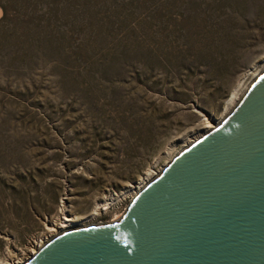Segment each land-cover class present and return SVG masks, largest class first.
Instances as JSON below:
<instances>
[{"label":"rangeland","instance_id":"1","mask_svg":"<svg viewBox=\"0 0 264 264\" xmlns=\"http://www.w3.org/2000/svg\"><path fill=\"white\" fill-rule=\"evenodd\" d=\"M262 65L264 0H0V264L64 208L112 222Z\"/></svg>","mask_w":264,"mask_h":264},{"label":"water","instance_id":"2","mask_svg":"<svg viewBox=\"0 0 264 264\" xmlns=\"http://www.w3.org/2000/svg\"><path fill=\"white\" fill-rule=\"evenodd\" d=\"M24 264H264V70L121 218L64 231Z\"/></svg>","mask_w":264,"mask_h":264},{"label":"bare ground","instance_id":"3","mask_svg":"<svg viewBox=\"0 0 264 264\" xmlns=\"http://www.w3.org/2000/svg\"><path fill=\"white\" fill-rule=\"evenodd\" d=\"M254 68L255 67H253V69ZM256 70L257 71L250 78L251 82H252L253 78L258 73H260L264 70V65L260 66ZM246 76H247V74L244 76V78ZM251 82L243 84V79H241L238 82V84L236 85V87L234 88V90L232 91L229 98L223 104L221 115L218 118L214 119L212 116L207 115V114L201 115V117H202V119H201L202 128L199 131L190 132L189 134L185 135V137L183 139L179 140V142L181 141V143H183V147L181 149H179L178 151H176L175 153H174V147L176 145L175 142L172 143L171 145H169L166 148V150L163 152V156H166V157L169 156V157H168V159H166L165 163L162 165L161 168L154 171L153 167H151L147 170L146 173H144V175L135 184L129 185L126 189H124L123 191H121L118 194H110L105 198L103 197L104 198V202H103L104 204H102L100 206H99V204L96 205V207L92 211L90 217L95 218L98 215V212L103 211L102 210L103 208H105V210H107L111 205L115 204L118 201H123L127 197H131V199H132L142 189V187H144L154 176H156L169 163L170 159L173 156H175L180 150H182L183 148L193 144L198 139L202 138V136L209 133L216 126H218L220 124V122H222L224 120V118H226V116L233 110V108L237 104L238 100L240 99V97L245 92V90L247 89V87L249 86V84ZM64 209L60 210V214L55 217V220L52 222V224H50V226H47L46 230L51 236V237L49 236V238H54L58 234H61L64 231H67V230L74 228V226H76V227L80 226V225H74V224L77 223L78 221L84 220L82 218H81L82 220L77 219L74 216L67 214V211H65ZM122 213H124V211ZM122 213L113 214L112 222L117 221L119 218H121ZM82 227H90V226L84 225ZM41 244H42V240L40 242L36 243V245H41ZM31 253L32 254L34 253L33 250H31ZM3 264H8V263L6 262ZM13 264H15V263H13Z\"/></svg>","mask_w":264,"mask_h":264},{"label":"built area","instance_id":"4","mask_svg":"<svg viewBox=\"0 0 264 264\" xmlns=\"http://www.w3.org/2000/svg\"><path fill=\"white\" fill-rule=\"evenodd\" d=\"M131 198H128V200H127V206H126V208L128 207V205H129V203L131 202ZM126 210V209H125ZM124 210V211H125ZM107 224V223H106ZM50 239H52V238H46V239H44V240H42V244L41 245H36V241L35 242H33L32 244H31V246H32V249H30L29 251H27L26 253H24V255L22 256V260H15L14 262H12L11 261V263H8V264H13V263H15V264H24V263H26L31 257H33L34 255H35V253L47 242V241H49ZM40 241V240H39ZM38 241V242H39ZM31 250H33V254L31 253Z\"/></svg>","mask_w":264,"mask_h":264}]
</instances>
